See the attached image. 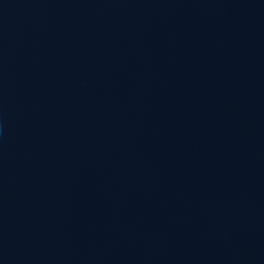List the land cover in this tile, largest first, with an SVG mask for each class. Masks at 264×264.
<instances>
[{"label":"water","instance_id":"1","mask_svg":"<svg viewBox=\"0 0 264 264\" xmlns=\"http://www.w3.org/2000/svg\"><path fill=\"white\" fill-rule=\"evenodd\" d=\"M0 264H264V0H0Z\"/></svg>","mask_w":264,"mask_h":264}]
</instances>
